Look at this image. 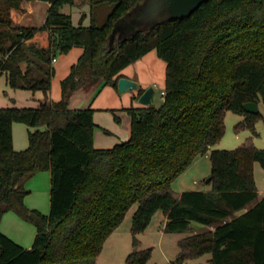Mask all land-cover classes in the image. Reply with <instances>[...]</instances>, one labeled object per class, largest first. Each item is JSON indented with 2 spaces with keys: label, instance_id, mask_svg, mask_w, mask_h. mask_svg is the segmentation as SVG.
I'll use <instances>...</instances> for the list:
<instances>
[{
  "label": "trees",
  "instance_id": "trees-1",
  "mask_svg": "<svg viewBox=\"0 0 264 264\" xmlns=\"http://www.w3.org/2000/svg\"><path fill=\"white\" fill-rule=\"evenodd\" d=\"M24 1L0 0V71L11 87L44 97L36 106L0 107V224L14 211L37 233L25 247L0 229V264H96L133 204L135 247L161 209L166 232H190L179 240L178 261L210 253L202 264H264V195L254 175L255 161L264 169V148L247 141L212 149V189L173 190L193 158L224 135L227 111L242 114L240 126L255 131L261 112L246 111L244 103H264V0H209L111 48L114 27L144 0H90L87 25L61 10L76 0H45L40 27L17 22ZM44 31L42 43L36 36ZM75 46L84 50L61 82L62 98L52 100L53 59ZM153 49L167 63L161 104L127 108L129 139L96 147L94 108L72 107L73 96L100 81L118 87L121 71ZM14 122L35 127L21 150ZM44 170L51 171L49 213L25 203V182ZM192 221L202 230L192 231ZM151 255V247L134 249L126 262L148 264Z\"/></svg>",
  "mask_w": 264,
  "mask_h": 264
},
{
  "label": "rangeland",
  "instance_id": "rangeland-1",
  "mask_svg": "<svg viewBox=\"0 0 264 264\" xmlns=\"http://www.w3.org/2000/svg\"><path fill=\"white\" fill-rule=\"evenodd\" d=\"M28 5L29 4H27V6ZM33 5L36 9L35 15L37 17V23L40 22L39 20L45 15L47 3L39 1L33 3ZM61 10L71 14L75 24H80V22L87 24L91 20L90 0H85L82 4H77L76 2L73 4H65ZM170 15L169 0H145L139 4L133 14L129 15V20L134 25L131 30L136 28L147 29L159 21L168 19ZM150 55L151 56H147L144 60H138L134 67L139 72H146V75L149 78H153L152 76L157 78L155 81L158 88V95L155 100V106H159L162 102V79L164 78L163 76L166 74L167 69L164 70L162 66L156 65L150 58L153 54ZM151 67H153V69ZM92 89L93 90L83 89L82 93L87 94L88 92L92 94V99H94V115L97 112L102 115L101 122L103 123V126H97L95 128V130L101 131V138L100 141H98L99 144L109 147L115 142L124 141L122 137L121 141H119L120 137L118 136L122 135V131L128 128L131 115L129 112V114L127 113V108L137 107V104L133 105L132 102L134 100L136 103L138 100L131 96V90L121 93L118 87H115L112 84H105L101 81L100 83L95 84ZM114 90L115 93L113 92ZM37 102V98H34L29 90L11 87L7 83L5 74L0 71V107L16 106V104L29 106L37 104ZM87 106H89V103L83 98H78L74 103V107L76 108ZM259 107L261 115L255 123V131L249 127L240 126V123L244 118L242 114L232 110L226 112L224 135L218 142L211 146L209 151L196 155L186 170L175 178L173 181V190L175 193H180L186 190L208 191L212 189V183L207 182V179L211 176L212 172V162L210 158V151L212 149H234L243 145L247 141H251L256 147L264 148V103L260 102ZM115 115H117L118 118ZM16 123H19L17 125L22 127V129L20 128L19 131H17L19 137L23 136V139H28V130L31 129L30 126L23 122ZM113 124L119 127V132L114 128ZM25 147L26 146L23 148ZM254 175L259 194H264V169L258 161L254 162ZM29 189L30 191L27 194L26 205L30 208L37 205L40 206L43 211L48 212L50 208V191L46 188V184H44L43 181L41 182L38 180L35 181L33 185L30 184ZM136 209L137 204H133L126 212L119 226L107 238L102 251L96 259V264H127L126 256L129 252L134 249L146 247L152 248V255L148 264H202L209 260V257L211 256L210 253L186 258L183 261L177 260V255L180 250L179 240L190 232H166L164 229L165 213L161 209L154 214L147 229L137 234L139 245L135 247L133 244L134 238L131 231V224ZM4 215L6 218L3 220ZM4 215L0 228L2 225L3 228L8 229L9 232L18 239L20 238L18 233L30 235V229L32 231L35 227L31 221L22 218L14 211H8L4 213ZM15 216L19 220L16 219ZM191 226L192 231H200L203 228V225L197 221H192ZM34 237L35 235H33V238Z\"/></svg>",
  "mask_w": 264,
  "mask_h": 264
},
{
  "label": "crops",
  "instance_id": "crops-1",
  "mask_svg": "<svg viewBox=\"0 0 264 264\" xmlns=\"http://www.w3.org/2000/svg\"><path fill=\"white\" fill-rule=\"evenodd\" d=\"M39 1L46 2L47 3V7H46L45 15L39 20L40 22L36 23V19H37L36 15H35L36 14V9H35L33 3L39 2ZM27 4H29V5L27 6ZM22 6H23V11L20 12V13H17V22L19 24L24 25V26H36V27H40V26H42L44 24V22L46 20V17H47L48 8L50 6V3L48 1H45V0H25L23 2ZM89 23H87V24H89ZM74 24H75V22H74ZM87 24H85V25H87ZM47 33H48L47 31L39 32L37 34V36H36V39L38 41L44 43L46 41V38H47ZM83 50H84L83 47L75 46L68 53H58L56 55L55 60H53V65L55 67L56 72H55V75H54V77L52 79V87H51L50 92H49V98H51L52 100L58 101V100H60L62 98L63 93H62L61 82L70 73L72 65L77 62V60L79 59V57L82 54ZM150 54H153L152 57H150V58L155 62L156 65L162 66L164 70L167 69L166 61L164 59H162L157 54V51L155 49L149 51L144 56H142L141 59L139 58L138 60H142V59L144 60L147 56H151ZM138 60H136L133 63H131L128 66H126L121 71L122 76H126V77H129V78L137 80L144 89H146V88H148L150 86H154V88L156 90V93L158 95V91H157L158 88L156 86V81H155V80H157V78L154 77V76H152L153 78H149V77H147L146 72H139L137 69H135L134 65H135V63ZM151 68L153 69V67H151ZM5 76H6V74H5ZM163 77L164 78L162 79L163 80V84H162V88H161V94H162V91H165L166 74ZM6 80H7V77H6ZM153 81H155V82H153ZM91 90H93V89H91ZM30 92H31V95L34 96V98H37L38 102H37V104H32V105H29V106L38 105L39 101L44 97V93L41 92V91H37V92L30 91ZM82 92L83 91L77 92L73 96L72 101H71V106L74 107V103L76 102V100L78 98H83V99H85L87 101V103H89V106L93 107L94 99H92V94L88 93V92H87V94L86 93H82ZM113 92L115 93V90ZM131 94H132L131 96L135 97L136 100H138V102H136V103L133 100V102H132L133 105L137 104L138 107L139 106H144L143 104H141L139 102V95H138L137 91H135V90L132 91L131 90ZM157 95H156V98H157ZM16 106H28V105H17L16 104ZM127 113H128V111H127ZM118 116H119V114H118ZM101 118H102L101 113H98V112L95 113L94 121H95V123L97 124L98 127L99 126L100 127L103 126V123L101 122ZM17 124H19V123H16V122L13 123V128H12V130H13V141H14V147L17 150H21L24 146H26V147L28 146L29 140L27 138L23 139L22 138L23 136L19 137V134L17 133V131H19L20 128L22 129V127L20 125H17ZM113 126L119 132V127L117 125H114V124H113ZM30 128L31 129H29V130H33L35 127L30 126ZM29 130H28V133H29ZM130 130H131V116H130V121H129V124H128V128H126L124 131H122V135L118 136V137H120L119 141H121V137H122V139L124 141L128 140L129 137H130ZM100 133H101L100 130H95V132H94V143H95L96 147H98V148H109V147L114 146L117 143H120V142H115L113 145H111L109 147H106L103 144H99L98 141H100V138H101V134ZM38 180L41 181V182L43 181L44 184H46V188H48V190L50 191V206H51V171L50 170H44V171L38 172L37 174H35L33 177H31L29 180H27L25 182V187L26 188L28 187L27 189L30 191L29 185L30 184L33 185V183H35V181H38ZM263 195L264 194H261L260 196H263ZM26 199H27V195L25 197V203H26ZM32 208L41 209L40 211H42L43 213H49V211H50V208H49L48 212L43 211L42 208H40V206H37V205H34ZM5 218H6V216L4 215L3 220ZM15 218L18 219L16 216H15ZM166 220H167V217L165 215V222H166ZM211 228L213 229L214 227L212 226ZM0 229L5 234H7L8 236H10L15 241L19 242L20 244H22L25 247H31L32 246V244L34 242V238H35V237L33 238V235H36V233H37V228L35 226L34 229H32V231L30 229V231H29L30 235H28V234L25 235L24 233H18V235H20V238L18 239L12 233H10L8 229L3 228L2 225H1ZM31 234H32V236H31ZM20 239H22V240H20ZM28 243H29V245H28ZM26 245H28V246H26Z\"/></svg>",
  "mask_w": 264,
  "mask_h": 264
},
{
  "label": "water",
  "instance_id": "water-1",
  "mask_svg": "<svg viewBox=\"0 0 264 264\" xmlns=\"http://www.w3.org/2000/svg\"><path fill=\"white\" fill-rule=\"evenodd\" d=\"M207 1L209 0H169L171 15L168 19H165V20H173V19H180V18L188 17L197 8H199L204 2H207ZM75 2L77 4H82L85 2V0H76ZM138 6L139 5H137L134 9H132V11L122 19L123 21L122 23L117 24L114 27L111 35L108 37V47L111 48L112 46L116 45L122 39L131 37L134 31L140 29V28H136V29L131 30V28H133L134 25L129 20V15L133 14V12H135ZM165 20H162V21H165ZM162 21H159V22H162ZM117 85L121 93H125L130 90H135L138 92L139 102L141 104L145 106H155V99H156L157 93H156L154 86H150L144 89L137 80L126 77V76H121L117 81ZM244 108L246 111L251 112V113H258L260 111L259 104L255 101L245 102ZM211 179L212 177L210 176L207 179V182L208 183L211 182Z\"/></svg>",
  "mask_w": 264,
  "mask_h": 264
},
{
  "label": "built area",
  "instance_id": "built-area-1",
  "mask_svg": "<svg viewBox=\"0 0 264 264\" xmlns=\"http://www.w3.org/2000/svg\"><path fill=\"white\" fill-rule=\"evenodd\" d=\"M53 60H55V58ZM164 94H165V91H162V95H164Z\"/></svg>",
  "mask_w": 264,
  "mask_h": 264
}]
</instances>
